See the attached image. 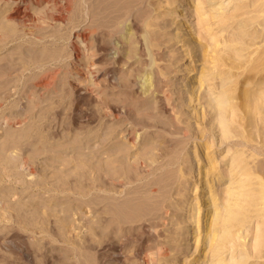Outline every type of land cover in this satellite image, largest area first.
Returning a JSON list of instances; mask_svg holds the SVG:
<instances>
[{
	"label": "bare ground",
	"instance_id": "6f19581e",
	"mask_svg": "<svg viewBox=\"0 0 264 264\" xmlns=\"http://www.w3.org/2000/svg\"><path fill=\"white\" fill-rule=\"evenodd\" d=\"M2 1L10 4V17L6 19L13 28L17 26L23 35L32 38V43L47 37L40 32L41 28L54 24L61 30L68 24L67 39H71L66 42L65 50L51 53L52 66L44 67L45 64L40 63L44 60L40 53H25L29 66L36 63L31 87L23 92L33 101L31 108L42 102L43 93L55 91V83L63 72L60 95L74 89L80 95L88 94L97 107L84 116L87 122L98 116L105 119L106 124L93 136L80 137L81 133L75 131L73 143H82L87 136L82 145L95 138L98 145L86 153L73 152L70 156L66 153V158L78 161L81 166L72 173L60 168L59 172L64 171V176L59 175L60 185L46 188L54 192L60 188L64 195V186L72 182L82 188L77 191L84 197L80 201L87 204L92 214L91 248L103 244L119 264H170L168 259L173 247L180 251L184 236L190 235L192 237L186 238L187 246L194 237L195 250L204 246L212 258L209 263L204 261L205 253L202 260L192 259L188 264H264V0H231L236 6L230 13L222 0H208L214 3L211 5L218 4L215 10L220 12L216 16L218 19L225 16L228 32L218 35L205 29L207 36L199 32L197 37L192 32V24L186 20L194 0H40L52 6L51 12L47 14L48 8L36 12L33 21L29 20L28 6L30 1L38 0ZM162 1L168 6L175 3L184 8L178 32L182 27L185 32L166 33L164 39V25L159 13H155L163 6ZM198 8L196 6L195 10L197 26L203 27L205 19ZM2 29L0 27V40L3 39ZM64 35H52L54 42L64 39L67 34ZM13 36L10 25V38ZM171 43H181L194 64L193 77L183 80L178 88L171 81L176 74L174 65L186 54H171L167 59L163 49ZM11 59L14 60L12 55ZM175 94L178 96L173 100ZM177 99L180 102L175 104ZM200 100H204L205 109L199 114L193 103ZM166 112V119H160ZM27 113L1 115L0 123L4 126L21 123L33 117ZM52 120L40 116L39 123L28 126L21 135L30 136ZM206 122L208 127L203 129ZM207 131L212 135V144L205 141ZM114 133L127 140L131 147L140 146L142 141L151 145L141 150L137 147V151L132 152L123 144L109 147L107 144ZM49 136L55 138L56 133L51 131ZM214 139L219 141L218 147L231 140L228 180L222 177L223 168L217 159ZM9 142L8 155L0 156L3 161H16L17 166L24 169L28 160L40 158L36 154L28 157L14 140ZM39 142L36 140L30 145L36 147ZM189 142L194 143L193 150L188 149ZM103 147L106 152L102 156L99 152ZM65 160V163L70 162ZM43 167L47 174L53 163L45 160ZM27 170L34 185L43 184V179L48 177L40 174V180L34 183L35 172ZM236 174L242 178H235ZM225 181H230L226 195L219 197L221 189L217 192L216 185ZM233 187L239 188V192ZM31 202L27 206L33 205ZM3 205L0 201V206ZM25 206L22 204L16 209L20 212L17 217L27 215L22 213ZM179 211L190 212L191 222L195 224L189 227L187 222L191 219L187 217L177 221L173 231L168 232L165 227L170 217H179ZM37 213H32L35 219ZM51 215L47 213L46 217L39 218L47 223ZM67 216L57 222L68 224ZM252 217H256L257 227L253 253L243 248L235 258L236 241L245 245L240 237L245 241L247 236L239 231ZM194 230L198 232L194 234ZM162 231L167 232L163 241L159 238ZM133 239L139 243L128 256L126 246ZM226 249H231V257L222 256ZM12 263L17 262L10 260ZM91 264H99L97 254Z\"/></svg>",
	"mask_w": 264,
	"mask_h": 264
},
{
	"label": "rangeland",
	"instance_id": "374dc122",
	"mask_svg": "<svg viewBox=\"0 0 264 264\" xmlns=\"http://www.w3.org/2000/svg\"><path fill=\"white\" fill-rule=\"evenodd\" d=\"M222 1L223 5L227 6V13L232 12L236 6L235 2L231 0ZM160 3L163 6L156 10L155 13H159L158 15L161 17V22L164 25L163 34L165 39L166 33L171 35L179 31L178 26L182 21L181 10H184V8L180 5L177 6L175 3H172L171 6L165 5L163 1ZM211 4L214 3H210L208 0H194V2L191 3L192 11L187 15L186 20L187 23L189 22L192 24V32L196 37L199 32L202 35L207 36L205 29L211 31L213 34L218 35L219 33L226 34L228 32V22L224 20L225 16H223L221 19H218L216 16L218 12H220V10H215V7H217L218 4ZM50 6L51 5H48L40 0L34 2L30 1L27 12L29 15V20H35L37 14L36 12L45 11L47 10L46 8H48L47 14H49L48 12H51L52 7ZM196 6L199 7L198 11L200 16L205 19V24L203 27L197 26V16H195ZM165 12L168 13V15ZM7 16L10 17V4H6L0 0V27H3V39L0 40V116L7 114L9 115L8 117H10L14 116L16 113L24 114L28 112L27 115L31 114L33 117L27 118L21 123L10 126H4L0 123V156L5 158L8 155V151L6 152V149L10 146L9 140H14V142L17 143L16 145L18 148H24L23 150H25V154L28 155V157L32 154H36L38 157L40 155V158L28 160L29 162L25 164L27 168L24 169L19 168L20 166H17L18 162L16 161L5 162L2 160V158H0V201L4 204L3 206H0V264H10V260H15L17 262L12 264H91V259H93L94 255L96 254L98 256L99 264H119L116 262V260H114L115 258H112V255L109 253L110 250L104 248L103 244L100 243L98 246L96 244L97 247L95 249L91 248L93 237L90 233L89 222L91 221L92 214L87 204L85 202L83 203V201H80L83 200L84 197H81L79 195L80 192L78 193L77 191H81L82 188L72 182L71 185H65L66 187L64 186V192H66L65 195L60 190V188H58L59 190L57 192H54V190L47 191L46 189L48 186H56L55 184L59 186L60 182L62 181L60 176H64V171L67 173H72L71 171L74 172L76 170L77 172V166L78 168L81 166V164H79V162L76 160H71L73 162L70 163L71 161L69 158H66L69 153V156L73 154V152L75 154L81 152L86 153L91 147L98 145L96 138L82 145L87 136L85 138L83 137L84 139L82 143H73L75 142V131L77 134L81 133L79 134L80 137H82L84 134L93 136L95 131H98L103 127L104 124H106L105 119H103L101 116L96 117L92 122H87L84 117L88 115V111L91 109H96L97 105L95 101L88 94H78L79 92L75 89L67 91L65 94L63 92V95H60V93H62L61 88L63 85V72H60V78L56 81V83H58H55L53 88L55 91L49 90V92L43 93L41 99L42 102L40 101L37 107L31 108L33 101L28 98L27 94H23L27 88L31 87L33 82L31 74L35 71L33 70V66H36V63L30 64L29 66V58L25 53L31 51L34 53H40L41 57L44 59H41L40 63L45 64L44 67L52 66V64L49 63L51 60L53 61L52 54L57 50H65V46L71 39L70 34V39H67L69 33L68 24L66 25L67 28H61V30H58L57 26L54 27V24H49L47 27L41 28L40 32L45 34L47 37L40 42L32 43V38L30 39L28 36L23 35L17 26L13 28V24L10 23V20L6 19ZM10 25L14 30V36L12 39L10 38ZM181 31L185 32V27H182ZM181 31L178 32V34H181ZM54 34L58 36H65L64 34H67V36L64 37V39L54 42V37L52 36ZM171 44L172 45L170 47H164L163 49L167 59L171 58V54H177L178 56L181 54H186L185 56L181 57L182 59L174 65L176 68L175 76L172 77L173 75H170L172 77L171 81L175 83L174 87L178 88L183 84V80L186 81L187 78L193 77L194 72L191 71V69L194 64L191 62V57L189 54L184 51V47L181 43ZM10 55H12L14 60H10ZM26 56L27 58H25ZM10 63H12L11 69ZM186 67H188V69L185 70ZM33 92H35V90H33ZM29 93H31V91H29ZM177 96L178 94H175L173 96V100L176 99ZM179 102L180 100L177 99L174 103L177 104ZM151 104H153V102H151ZM193 105L199 110V114L205 109L204 100H200L198 102L194 101ZM191 108L192 107L190 106L188 109L190 110ZM167 114L168 113L166 112V114H163V116H160L159 118L166 119L165 115ZM43 115L54 120L49 122V124L45 127L44 123L40 131L35 130L36 133H34V131L30 136H24V134L23 136L21 135L25 131L24 129H27L28 126L33 125L34 123H39L38 119ZM202 126L203 129L208 127L207 122ZM51 131L56 133L55 138H50L49 135ZM86 131L90 132L86 134ZM8 134L10 136L9 139L7 138L9 137L7 136ZM70 134H72L74 138ZM65 135H67V137H64ZM17 136H20L21 138L19 137L20 139H18ZM204 136L205 141H208L212 144L211 133L207 131ZM104 137L105 136L102 134L101 138L103 139ZM5 139H8V144L6 143ZM36 140L40 141L39 144H37L36 147H32L31 142ZM46 140L52 143V145H47L49 142ZM233 140L234 139H232V141ZM230 141H227L225 144H222L220 147H218L217 144L219 141L214 139V143L217 145L215 146L217 151V159L221 165V168H223L222 177L226 180H228L229 177V173L227 171L229 167L227 164L231 158V151H228V148L231 146ZM45 142H47V144ZM121 144L129 147L131 152L137 151V147H139L141 150L147 145H151V143L148 144L142 141L140 146L137 145L131 147L127 140H122L120 135H116V133H114L107 146L117 147ZM193 145V142H189L187 145L188 149L193 150ZM50 148L52 149V152ZM44 150L46 152H44ZM49 150L51 153H49ZM105 152L106 150H104L103 147L99 153L103 156ZM65 159L69 160L70 162L65 163ZM45 160L53 163V167L50 168L47 174L43 167ZM199 163H201V161ZM56 167L58 168L56 169ZM60 168L65 170L59 172L62 170ZM27 169H32L35 172V177H33L35 180L34 183L37 180H40L38 177L40 174L45 173L48 177L43 179V184L40 183L38 185H34L30 181L32 178L30 179L29 176H27ZM56 170L59 171L57 172ZM236 171L237 168L231 172L235 173ZM53 172L57 175H54ZM61 173H63V175H61ZM55 176H58L56 177L58 179H56ZM235 176L237 179L242 178V176L239 177L238 174ZM59 179L61 180L60 182ZM229 182L230 181H225L223 183H219V185H216L217 192L221 189L219 197L226 195V187L229 186ZM232 186L233 184L230 185V187ZM233 189L238 192L240 190L239 188L235 187H233ZM29 202H31V204L34 206L31 204V206H27ZM22 204H26V206L24 207L25 210H22L24 212H21L24 215L27 214L25 217H22L23 219L21 216H19L20 218L17 217L20 212L18 213L16 210ZM48 208L53 209L54 212L50 210V212L52 211V213H50ZM34 211L39 213H37L38 215H36V219L32 215ZM47 213L53 215L48 217V224L46 222L42 223L39 217L42 219V217H46ZM177 214L180 215L177 218L175 215L174 217H170L169 224L165 227L168 232L173 231L177 221L186 219L187 217L189 219L193 217L189 216L190 212L185 213V211H179ZM183 214L185 215L184 218ZM29 215L31 217L30 220ZM64 216H67L70 223L68 222V224H65L60 223L59 221V223L57 222L58 219L60 220ZM194 216H196V214ZM32 217L35 219L34 221ZM192 220L193 219L187 222L189 227H193L195 224V222H191ZM26 223L29 224L27 225ZM256 228V217H252V220L246 223V225L240 229L239 233L241 235L247 236L245 241H243V238L240 237L241 243H245V245H240V242L236 241L237 249L234 250L235 258H238L236 256L242 251L243 248H247L251 251V253H253L252 248L256 236ZM128 230H130V228L127 229V231ZM197 232L198 231L194 230V234ZM161 233L162 237L159 238L161 241H163L165 238L163 236L166 235L167 232L162 231ZM173 236L176 237V235ZM184 237L185 240L180 243L182 248L180 251L179 249H176V247L172 246L174 251L170 252L169 254V263L188 264L192 259L202 260L205 253L206 259L204 261L209 263L212 257L210 253L208 254L207 248L204 249V246H200L199 249L195 250V238L193 237L190 241V244L187 246L186 238H190L192 236L189 235L188 237ZM166 241L170 242L169 239ZM131 243L126 246L125 250L128 256L132 255L133 249L138 245L139 242L133 239ZM230 251L231 249H226V252L222 256L225 257L227 255V258L231 257Z\"/></svg>",
	"mask_w": 264,
	"mask_h": 264
}]
</instances>
